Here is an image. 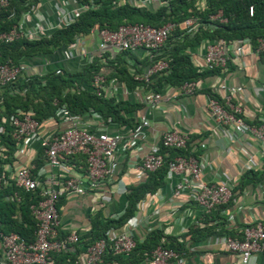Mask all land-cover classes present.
<instances>
[{"label":"crops","instance_id":"crops-1","mask_svg":"<svg viewBox=\"0 0 264 264\" xmlns=\"http://www.w3.org/2000/svg\"><path fill=\"white\" fill-rule=\"evenodd\" d=\"M120 4L129 3L137 7L154 10L161 5L160 0H115ZM203 5V0L199 2ZM75 0H38L36 5L23 14L20 24L25 30L39 28L42 35L51 30L66 25L75 10L79 8ZM190 49L192 62L204 66V42L195 44ZM232 57L229 65L221 72L206 76L200 82V90L195 94H183L176 87H167L165 100L153 109L145 106L135 113L136 121L140 124V117L146 116L147 126H142L136 138V144L125 149L117 150L114 160L109 164L110 175L93 191L88 193L65 194L59 202L60 226L58 234L64 236L70 232L79 235V241L69 245L68 249L74 259L86 260L85 239L97 220L104 223L106 219L117 218L126 207L127 191L135 184L144 181L147 173H140L135 166L139 164L151 146L159 143L160 136L166 129L176 126L189 135L188 150L195 153L202 169V179L208 183H227L237 200L230 203L220 215L224 219V226L233 236L239 235L241 226L255 220L264 219V178L250 182L240 187L242 176L247 170H261L264 166V152L259 143L249 136L234 138L233 132L218 125L212 118L207 107L208 90L213 91L221 83L228 86H240L242 90L233 95L234 101L242 106L243 116L250 122H264V56L254 50L251 43L232 41L230 43ZM96 56L99 50V36L96 31L82 36L75 47H66L50 55L29 58L25 60L28 74H43L47 70L63 68L78 70L83 68L85 58L81 54ZM164 50V49H163ZM110 58L120 52L109 51ZM131 72L141 74L145 68L146 51L138 48L122 53ZM166 87V86H165ZM5 88H0V94ZM111 92L117 98H131L143 100L147 94L139 86L130 89L124 82L115 79ZM220 93V92H219ZM96 113L79 117L81 126L90 131H106L107 133L121 132L127 138L130 126H118L110 121H103ZM68 126L62 122L60 116L50 118L41 125V133L63 129ZM136 126V127H137ZM135 127V128H136ZM134 128V129H135ZM252 155L254 165L247 169L246 160ZM42 157V158H41ZM39 158L42 163L35 167ZM34 165L33 174L42 176L54 175L57 178L71 177L82 174L85 160L82 155H76L58 166L50 165L36 139L29 140L20 151L12 154V162L1 164V173L6 178V186L11 185L17 169L23 165ZM186 173H165L162 185L154 192L147 193L137 203V210L133 217L119 228H111L107 232L117 233L126 230L136 239L137 244H145L143 249H133L129 255L104 254L100 260L91 264H144L153 249L150 247L151 233L161 231L162 241L176 238L182 244L179 253L181 264H229L233 256L220 242L219 233L209 234L206 228L215 225L212 219L206 221L205 214L193 201L191 191L182 190L175 194V184L181 182ZM15 196H7L5 200H14ZM17 199V200H16ZM15 201L18 202V198ZM14 218L20 219L18 207H15ZM209 224V225H208ZM202 228L201 232H195ZM218 230V227H215ZM195 237V238H194ZM161 245V244H159ZM148 246V247H147ZM263 256L256 255L251 259L257 264L263 263ZM0 264H7L0 238Z\"/></svg>","mask_w":264,"mask_h":264},{"label":"built area","instance_id":"built-area-1","mask_svg":"<svg viewBox=\"0 0 264 264\" xmlns=\"http://www.w3.org/2000/svg\"><path fill=\"white\" fill-rule=\"evenodd\" d=\"M75 1L78 2V0ZM168 1L160 0L161 4H166ZM7 4L8 0H0V8ZM81 10H83L82 6L75 10L72 18L68 19L66 24L73 21ZM248 11L252 15L253 6H249ZM211 19L220 22L226 21L220 11L212 15ZM196 24L195 18H187L179 24L167 22L161 26L123 22L114 30L108 28L97 30L99 50L101 53L110 50L116 52L130 51L138 48L145 50L149 62L141 74L134 71L133 73L135 80L148 84L153 82L152 77L156 73L165 70L168 66L164 59L156 57L161 54L172 30L178 26L186 30L187 33H193L196 30ZM41 35V30L38 27L33 30H25L21 24H18L13 25L9 31L0 33V40L12 41L19 37L33 39ZM81 38L82 36H78L67 47L76 48ZM231 42H226L222 38L205 40L204 66L200 68L224 69L227 67L232 57ZM234 42L239 44L251 43L248 38ZM253 46L255 52L263 53L264 36L257 38L256 45ZM81 51L85 63L91 62L94 56ZM24 72H26L24 63L14 64L11 61L0 63V87L12 82ZM115 79L112 78L107 81L102 73H96L93 75L90 85L99 95L105 93L106 96L116 97L111 92ZM200 82L201 80L185 81L176 88L183 94H195L200 90ZM165 86L161 91H153L145 86H139L147 92L141 100L147 109H153L161 104L166 88L172 87L170 85ZM241 90L242 87L240 86H228L221 83L211 91L212 94L206 95L208 110L218 125L233 132L234 138L249 136L259 143L264 152V122L247 121L243 116L241 104L233 99V95ZM93 114L96 115L95 112ZM57 116H60L62 122H67L68 126L44 134L41 133L42 124L33 117L31 111L18 110L10 117L9 123L13 128L12 136L17 141L16 151H20L29 140L36 139L40 142L50 165L58 166L76 155H82L85 160V169L82 174L57 179L54 175L45 177L40 174L34 175L32 172L34 165L32 164L23 165L17 169L13 176L14 185L25 191L38 190L40 198L30 205L31 213L36 221L35 239L33 241L28 242L16 232L0 233L3 254L7 264H52L53 253H59L68 248L70 244L77 243L79 235L75 232H70L64 236L58 234L60 198L65 194L82 195L93 191L111 174L109 164L114 160L117 150L121 146L123 149L134 146L141 127L149 124L146 116H141L139 126L130 129L126 138L118 131L107 133L103 130H88L80 125V116L72 114L66 107L59 108ZM101 119L103 120V118ZM188 142L189 135L178 127L173 126L166 129L161 134L159 143L151 146L141 162L135 166L136 170L140 173L155 171L165 164L168 174L186 173L184 179L175 184V194H179L182 190H190L193 201L206 214L220 205L235 202L237 197L234 196L229 184L208 183L202 179V169L196 156L179 154L170 157V150L184 149ZM3 150L4 145L0 143V157ZM253 165L254 159L250 155L246 160V167L251 169ZM5 184L6 178L0 172V188ZM14 196L19 199L17 193ZM225 209L221 211L224 212ZM220 242L233 256V260L229 264H257L251 259L256 255H262L264 259V219L241 226L238 236H231L227 233L221 234ZM136 244V239L126 230L117 233L107 232L105 237L85 245L86 260L84 262L73 259L61 264H91L100 260L106 253L129 255ZM144 264H181V260L178 251L157 245L149 253ZM261 264H264V260Z\"/></svg>","mask_w":264,"mask_h":264},{"label":"trees","instance_id":"trees-1","mask_svg":"<svg viewBox=\"0 0 264 264\" xmlns=\"http://www.w3.org/2000/svg\"><path fill=\"white\" fill-rule=\"evenodd\" d=\"M37 2L38 0H8V4L0 8V33L9 31L13 25L20 24L22 15L29 12ZM199 2L201 0H169L166 4L162 3L158 8L150 10L129 3L120 4L115 0H78L83 10L74 17L73 21L51 30L49 34L33 39L19 37L12 41L0 40V63L11 61L14 64H25L26 59L44 57L66 48L78 36H85L102 28L114 30L123 22L161 26L167 22L179 24L187 18H195L197 21L193 33H187L178 26L172 30L164 44V50H161V54L156 57L164 59L168 66L165 70L156 73L152 77L153 82L148 84L134 79V73L130 71L128 62L122 56V53L128 52L124 50L112 58L109 51L99 53L91 62L78 70L54 68L43 74L24 72L12 82L1 86L5 88V92L0 94V143L4 145L0 157V172L1 164L11 163L12 154L17 149V141L12 136L13 128L9 120L18 110L31 111L33 117L42 124L50 118L56 119L58 109L66 107L72 114L80 117L95 112L104 121L110 120L118 126H130L134 129L138 125L135 113L140 111L144 104L131 98L97 94L90 85L94 74L102 73L107 81L116 78L130 89L142 85L153 91H161L165 85L177 87L185 81H199L206 76L221 72V68H200L192 62L189 48L195 44L207 39L222 38L229 42L248 38L251 44L256 45L257 38L264 36V0H203L201 6ZM249 6H253L252 15L249 14ZM219 11L226 18L225 22L211 19V16ZM261 55L264 56V52ZM148 62L146 58L144 64ZM208 92L212 94L210 90ZM188 145L189 142L184 149L170 150V157L179 154L195 156V153L188 150ZM41 158L34 162L35 167L42 163ZM166 172L165 164L155 171L146 172V179L131 186L127 191L124 211L117 218L106 219L104 223L96 220L92 230L84 236L87 239L84 243L88 244L105 237L111 228L123 226L134 216L138 201L147 193H154L162 185ZM262 178H264V166L261 170H247L239 186L243 187ZM15 193L19 195L18 202L15 201L16 198L5 200L7 196H14ZM39 198L38 190L19 189L13 181L11 185H2L0 233L16 232L28 242L33 241L36 221L30 205ZM229 204L220 205L205 214L206 221L212 219L216 222V226L208 224L209 226L204 228L209 234L227 233L233 236L231 231L225 228L224 219L220 215V211ZM16 206L20 212V219L13 217ZM215 227H218V230H215ZM194 231L201 232L202 228ZM151 235L149 250L159 244L175 251H179L182 246L176 238H168V242H163L161 231H153ZM144 246L146 245L143 243L136 244L135 248L140 250ZM73 259L68 248L52 254V264H61Z\"/></svg>","mask_w":264,"mask_h":264}]
</instances>
